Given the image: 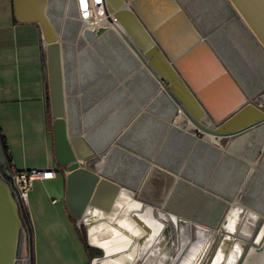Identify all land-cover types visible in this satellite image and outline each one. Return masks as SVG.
Instances as JSON below:
<instances>
[{
  "label": "water",
  "instance_id": "obj_1",
  "mask_svg": "<svg viewBox=\"0 0 264 264\" xmlns=\"http://www.w3.org/2000/svg\"><path fill=\"white\" fill-rule=\"evenodd\" d=\"M103 2L108 19L162 81L193 128L226 138V142L221 147L204 135L198 137L136 98L127 81L120 79L92 44L91 34L80 31L75 0H12L14 19L37 23L40 28L54 158L65 171V206L82 224L87 245L99 251L90 264H182L195 244L200 250L187 264H209L217 252L223 262L234 245L239 247L234 264H264V199L255 198L256 194L264 196V152L251 166L246 158L228 149L236 137L264 123V106L256 101L258 90L244 77L253 72L252 77L259 75L264 80V0ZM241 26L248 38L240 40V33L239 38L236 34ZM102 30L96 29L97 34ZM216 34L232 45L228 52L219 45ZM66 42L76 50L80 113L75 130L68 128L65 117L66 78L60 47ZM141 121L161 135L151 156L137 152L132 142L130 146L119 143ZM171 140L179 147L174 145L173 149H182L176 150L177 155L185 153L182 166L175 160L177 156L170 161L158 155ZM111 143L140 155L143 168L134 184L86 164ZM232 164L235 168L224 186L221 178ZM9 175L0 135V264H32L29 221ZM183 194L191 204L177 210L170 207ZM204 199L212 205L201 204ZM200 205L210 216L206 223L192 218L191 213ZM229 209L242 218L254 215L249 234H240L239 223L236 232L225 228L223 215ZM147 216L160 226L157 232L145 222ZM220 221L221 228L215 229ZM118 240L123 243L115 249Z\"/></svg>",
  "mask_w": 264,
  "mask_h": 264
},
{
  "label": "crops",
  "instance_id": "obj_2",
  "mask_svg": "<svg viewBox=\"0 0 264 264\" xmlns=\"http://www.w3.org/2000/svg\"><path fill=\"white\" fill-rule=\"evenodd\" d=\"M52 119L40 28L17 22L12 0H0V135L8 165L57 170L54 178L32 180L23 201L32 264H90L92 247L64 203L65 171L55 162Z\"/></svg>",
  "mask_w": 264,
  "mask_h": 264
},
{
  "label": "bare ground",
  "instance_id": "obj_3",
  "mask_svg": "<svg viewBox=\"0 0 264 264\" xmlns=\"http://www.w3.org/2000/svg\"><path fill=\"white\" fill-rule=\"evenodd\" d=\"M79 19V29L87 30L89 34H91L92 44L96 46V42L104 33H108L111 38L109 40L108 46H105L104 50L112 48L116 54L118 60L122 63V67L117 72L120 74V77L125 74L124 78H120L121 80H126L127 83L130 80H133L135 86L138 88L132 91L133 95L136 96L139 100L144 101V105L148 108H151L154 102L158 104H162L161 111L156 112L160 116H162L166 120L172 121L174 124L185 128L187 130L192 129L193 126L188 120L183 116V113L179 111L177 106L173 103L169 95L167 94L164 86L160 83V80L156 78L155 75L148 69V67L144 64V62L139 58V56L134 52V50L130 47L118 27L115 25L113 21L108 19V16L105 15L102 8V3L100 0H75ZM90 2L92 4V8H90ZM82 7V8H81ZM67 8V7H66ZM65 8V9H66ZM235 17V16H234ZM64 18V17H63ZM66 18V16H65ZM231 20H234L231 19ZM102 27V32L97 34L96 29ZM237 34L240 40L246 39L248 36L246 35L245 29L241 26L237 28ZM219 45L225 50L229 51L230 43H228L222 35H215ZM236 42V41H235ZM245 44H249V41L245 40ZM104 44V43H103ZM236 44V43H235ZM100 51H103L100 50ZM61 54V68L63 77L66 78L64 80V102H65V117L68 120V128L70 130H75L78 126V115H79V100H78V92L76 90L77 86V61H76V50L74 49V45L70 42H66L65 45L60 47ZM104 55L105 53L102 52ZM106 57V55H105ZM67 61V74H65L64 61ZM110 65L115 69L117 66V62H113L108 59ZM237 65H241L237 63ZM241 68H243L241 66ZM241 68H239L241 70ZM242 69L241 72H243ZM254 75L253 72H249L248 75H244L248 82H254L255 89L258 90L256 95V101L258 103L264 104V93H260L262 88H264V80L258 75L252 77ZM162 82V81H161ZM204 138L212 143H218L219 137L210 133H203ZM246 146V147H245ZM224 147V146H223ZM264 148V123L257 125L256 127L250 129L247 134H242L236 137L229 145L228 149L235 152L236 154L246 158L251 166L254 163V156L257 151ZM114 150H119L123 152L128 158L129 167L127 170L121 169L118 173L112 175L111 166L107 167L109 160L114 152ZM101 158L95 163L94 169L98 172L108 174L115 178H118L126 183L134 184L135 180L140 177L142 172V163L138 156L128 152L126 149H122L119 146H116L114 143L108 145L106 150L100 154ZM189 194L191 196V192L189 190ZM237 202V201H236ZM235 202V203H236ZM234 203V204H235ZM172 208L175 210L178 209V205H172ZM250 216L239 217L235 211H231L230 209L224 213L223 219H225V228L230 231L236 232V223L238 224V230L240 234H249L251 229V224L253 223V214ZM210 217V216H208ZM195 220V219H194ZM204 221V220H203ZM208 218L205 219L206 223ZM145 222L151 227L153 232H157L160 226L149 216L145 218ZM123 225L130 229V226L126 223ZM216 226V227H215ZM215 229H220L222 226V222L220 221L217 225H215ZM121 240H118V244L115 249H118V246H121ZM123 243V242H122ZM200 250V245H192L189 250L188 258L182 264L189 263V260L194 257V255ZM239 254V247L234 245L232 249L228 252L225 260L222 261V254L217 252L215 256L211 259L209 264H234L237 255Z\"/></svg>",
  "mask_w": 264,
  "mask_h": 264
},
{
  "label": "rangeland",
  "instance_id": "obj_4",
  "mask_svg": "<svg viewBox=\"0 0 264 264\" xmlns=\"http://www.w3.org/2000/svg\"><path fill=\"white\" fill-rule=\"evenodd\" d=\"M62 12H63V7H62ZM110 38H111V36L108 33L102 34V36L96 42V46L95 47L98 48L99 50L103 49V51H101V52L105 53V55H106L105 58H106L107 61L109 59V60L112 61V63L113 62L114 63L115 62L118 63L116 68H115V70L117 72V70L120 71V69L122 67V63L118 60L117 54L115 52H113L114 50L112 48L104 50L105 48H107L105 46H108V44H109L108 42H109ZM235 43L237 44V42H234L233 44L236 45ZM109 65H110V63H109ZM67 66H69V65L67 64V61H66V58H65V61H64L65 74L68 77ZM124 77H125V74L122 75L120 78H124ZM160 83L163 86V83L161 81H160ZM128 85L130 86L131 91H133V90L135 91L136 90V92H137L138 88L135 86V83H134L133 80H130L128 82ZM260 93L262 94V93H264V91H261ZM261 105L264 106V104H261ZM104 106H105V104L103 103L102 104V108ZM161 108H162V104H158L157 102H154L150 109L153 110L154 112H158V111H161ZM189 131L192 132V133H195L198 137H202L203 136V133L195 132V130L193 128L189 129ZM160 137H161V135H160V133L157 132L155 127H153L151 124H149L147 122H142L141 121V122H138V123L134 124V126H132V128H130L124 134L123 138L119 141V143L128 144L129 142H132L131 147L135 148V150L137 152H139V153L141 152V154H150L149 156H151V155H153V153L156 150L155 148L158 145ZM225 142H226V138H221V139H219L218 143H214V144L223 147L225 145ZM168 143L169 144L166 147H164V145L161 147L158 155H160V156L165 155L166 157L169 158L170 161L173 158H175V156H177L175 160L177 162H179L181 166L184 165V163L186 162L185 153H183V154L181 153V154L177 155L176 154V150H182V149H173L174 145H175L176 148H179V147L176 146L177 142H174V141L171 140ZM119 147L122 148V149H125L122 146H119ZM126 150L128 152L140 157V155H138V154H136L134 152H131L128 149H126ZM262 152H264V148H262L261 150L256 152V154L254 156V163H255L254 165H256V163L259 161V159H260V157L262 155ZM100 158H101V155H99L97 157H94L92 159H89L86 164L89 165L90 167L94 168L95 167V163ZM129 161H130V159L123 152H121L119 150H114V152H113V154L111 156V159L109 160V162L107 164V167L111 166L112 171H113L111 174L114 175V174L118 173L121 169L127 170L128 167H129ZM250 165H252V164H250ZM181 166H179V167H181ZM234 168H235V165L232 164L230 167H228L226 169L225 175L223 176V178H221V182L223 183L224 186L227 185V183L229 182L228 179H229L230 175L232 174ZM188 195L190 196L189 191H188ZM182 196L183 197H179L178 200H176L174 203H172V205H178V206H180L182 208V207H186L188 204H191V202L188 201V199H185L187 197L185 194H183ZM262 197H264V196H262L261 194H256L255 195V198L257 200L264 199ZM184 200H185V203H182ZM204 200L201 201V204H203L204 206L207 203H209L208 205H212V203H211V201H209V199H204ZM197 207H198L197 210L194 211L193 213H191L192 218H194L195 220L201 221V222H205V219H207L209 214H206V213L204 214L202 212L203 207L201 205L197 206ZM187 217L189 218V215H187ZM74 221H76V219H74ZM78 227L81 229L82 235L84 237L85 234H84V228H83L82 224H80ZM96 253H98L97 250H95L93 248L90 249V255H94Z\"/></svg>",
  "mask_w": 264,
  "mask_h": 264
},
{
  "label": "built area",
  "instance_id": "obj_5",
  "mask_svg": "<svg viewBox=\"0 0 264 264\" xmlns=\"http://www.w3.org/2000/svg\"><path fill=\"white\" fill-rule=\"evenodd\" d=\"M100 1L102 3L103 12L105 13V15H107L105 12V5L103 0ZM90 8H92L91 2H90ZM194 130L195 132H199L196 129ZM56 174H57V170L54 167L23 168V169L10 168L9 179L10 182L14 185L18 199L20 200L23 206V201L25 200L27 190L29 189L32 180L54 178ZM77 226H79L78 223Z\"/></svg>",
  "mask_w": 264,
  "mask_h": 264
},
{
  "label": "trees",
  "instance_id": "obj_6",
  "mask_svg": "<svg viewBox=\"0 0 264 264\" xmlns=\"http://www.w3.org/2000/svg\"><path fill=\"white\" fill-rule=\"evenodd\" d=\"M2 141H3V145H4V148H5V150L7 151V149H6V145H5V142H4V140L2 139ZM7 159H8V157H7ZM25 211V210H24ZM73 218V217H72ZM74 219V218H73ZM84 244L86 245V246H88L87 244H86V242H85V240H84Z\"/></svg>",
  "mask_w": 264,
  "mask_h": 264
},
{
  "label": "flooded vegetation",
  "instance_id": "obj_7",
  "mask_svg": "<svg viewBox=\"0 0 264 264\" xmlns=\"http://www.w3.org/2000/svg\"><path fill=\"white\" fill-rule=\"evenodd\" d=\"M31 243H32V238H31ZM25 248H26V249L28 248V242H27V240H26Z\"/></svg>",
  "mask_w": 264,
  "mask_h": 264
}]
</instances>
